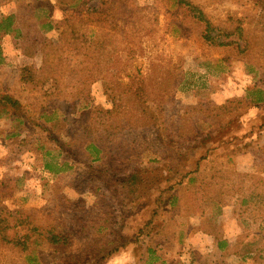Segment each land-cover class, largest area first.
Returning <instances> with one entry per match:
<instances>
[{
  "label": "rangeland",
  "instance_id": "374dc122",
  "mask_svg": "<svg viewBox=\"0 0 264 264\" xmlns=\"http://www.w3.org/2000/svg\"><path fill=\"white\" fill-rule=\"evenodd\" d=\"M84 1L0 0V264H264V0Z\"/></svg>",
  "mask_w": 264,
  "mask_h": 264
},
{
  "label": "trees",
  "instance_id": "16d2710c",
  "mask_svg": "<svg viewBox=\"0 0 264 264\" xmlns=\"http://www.w3.org/2000/svg\"><path fill=\"white\" fill-rule=\"evenodd\" d=\"M92 1H96V0H86L84 1V5L86 6L88 2H92ZM100 3V7L103 9L105 7L108 6H112V0H98ZM178 1V6L180 7V9H182V11L185 13V16L188 17H193L196 19L197 24L202 25L204 28H202V33L204 35L205 38H208V40H210V42L212 44H216L217 42L212 39L210 37V33L212 32L213 29H215L212 24L210 23V21L208 20L207 16L205 15L204 12H202L198 7L192 5L191 3L186 2L185 0H177ZM90 16V15H89ZM99 22L101 20H98ZM15 22V17L14 16H10L7 17L3 20H0V33H4V34H9L12 31V27H13V23ZM84 23L83 20H81V25ZM50 29H55L54 26H52V23L50 24ZM242 32L241 26H236L233 27L231 29H220V34H229L227 36H224L226 39H230L231 37L235 36L236 34L240 35ZM70 35L73 36V39L70 40V43H74L77 42L78 39L76 38V28L74 25H72V32L70 33ZM20 80L23 86H28V87H33V88H39L40 86V90H42L43 88H47V83L44 82L46 80H39L37 78L36 75V71L33 67H25L22 69V73L20 76ZM110 89H106L105 94H106V99H107V103H111V99H113V93H110L109 91ZM143 91L139 90L136 91L134 93V98L136 99H143ZM0 107L6 111L9 109H13L14 111H19V109L21 108V104L19 101L11 98V97H6V96H0ZM91 149H95V147H90ZM46 168L48 170H52L50 169L51 166L47 165ZM56 170L58 171V173L60 172H66L69 170H72L71 167H68V165L64 164L63 166H57ZM178 200L177 199H173L172 201H170L171 205H175L176 202ZM159 212L157 210L154 211L153 213V218L152 220L147 224L146 228L148 227V229L150 227H153V225H155V223L157 222V216H158ZM11 214L7 213L4 214L2 212H0V240L5 237L8 233V231L12 228V223H11ZM19 219L18 222H20V225L24 226L25 221L23 219V217L20 218H16L14 220ZM17 222V221H15ZM19 225V224H18ZM145 230H142L140 233H143ZM36 233V235L40 238V240H44L45 236L43 234V232H40V230L38 228H34V230L31 232V235H28L26 238L28 239V241H32L31 240V236L32 234ZM52 238L53 240H55L56 242H60L62 241V238L60 237L59 234H57L56 231H52ZM227 247V242H220L219 244V248L221 251H225ZM26 252H29L30 249L29 247L26 246ZM113 253L110 251L107 253V256H111Z\"/></svg>",
  "mask_w": 264,
  "mask_h": 264
}]
</instances>
